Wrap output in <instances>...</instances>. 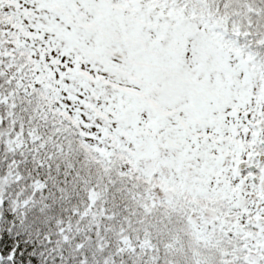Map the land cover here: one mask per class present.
Listing matches in <instances>:
<instances>
[{"label": "snow or ice", "instance_id": "6c2138e0", "mask_svg": "<svg viewBox=\"0 0 264 264\" xmlns=\"http://www.w3.org/2000/svg\"><path fill=\"white\" fill-rule=\"evenodd\" d=\"M0 264H264V0H0Z\"/></svg>", "mask_w": 264, "mask_h": 264}]
</instances>
